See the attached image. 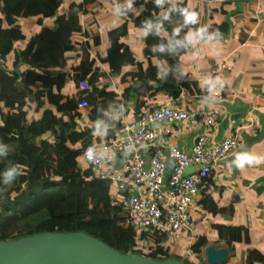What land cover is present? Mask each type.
<instances>
[{"label": "trees", "instance_id": "16d2710c", "mask_svg": "<svg viewBox=\"0 0 264 264\" xmlns=\"http://www.w3.org/2000/svg\"><path fill=\"white\" fill-rule=\"evenodd\" d=\"M62 1L0 0V142L9 145L7 157L0 158V173L13 164L20 166L24 173L9 185L0 183V241L44 232L79 231L124 254L136 253L159 260L172 258L169 234L158 230L138 233L127 227L122 209L111 203V181L96 177L92 167L82 164L81 156L93 140L112 139L116 129L123 126L120 117L110 122L107 136L92 134L94 122L102 115L98 109H107L109 104L118 103V94L109 84H103V79L117 78L120 82L130 83L122 91V96L128 100L129 96L136 94L137 116L149 107L148 99L161 89L174 99L182 92L188 96L201 95L203 91L197 89L195 83L192 86L185 79L178 81L172 74L165 81L156 77V64L152 58L177 66L189 51L175 56L150 51L152 45L167 42L173 29L179 26L180 18L173 14L172 20L164 23V31L159 37L150 35L146 38L147 67L136 59L129 45L122 40L130 27L124 22L108 32L110 45L107 53L99 57L108 65V71L96 65V58L90 51L91 44L84 41L81 43L80 64L72 73H67L62 69L68 64L67 52L75 47L72 36L83 31L80 20L83 3H72L67 12L57 15ZM176 3L191 9L185 2ZM163 12L158 7L144 11L134 20V25L141 27L144 20L163 15ZM28 16H39L40 25L46 18L55 17V27H42L25 48L17 49L16 45L26 40L19 18ZM187 30L185 28L180 35ZM99 40L96 38L95 43ZM12 52L15 55L14 70L7 65ZM129 66L136 70L128 71ZM82 80L88 82L89 90L80 89L71 97L61 93L69 81L80 88ZM82 99L88 102L85 109L79 107ZM41 109L43 112L38 117H31L32 110L39 112ZM85 117L87 124L79 126L77 121ZM202 203L213 213L233 212L232 205L219 208L206 192ZM214 228L219 239L229 245L249 242L244 227L215 224ZM141 239L152 242L148 254L137 247ZM208 244L206 235H199L190 246L195 264H206L203 250ZM243 264H264V252L248 247Z\"/></svg>", "mask_w": 264, "mask_h": 264}, {"label": "crops", "instance_id": "0c3cea01", "mask_svg": "<svg viewBox=\"0 0 264 264\" xmlns=\"http://www.w3.org/2000/svg\"><path fill=\"white\" fill-rule=\"evenodd\" d=\"M79 2L83 3V10L80 13L83 31L72 36L75 47L67 52L68 64L62 71L72 73L80 64L81 43L84 41L91 44L90 51L96 58V65L108 71V65L102 63L99 57L107 53L110 45L108 32L113 29L112 24L116 19L113 14L112 0H63L57 10V15L67 12L72 3ZM175 2L187 3L192 10L198 13L199 27L206 25L209 32L219 31L221 37L214 46L198 45L199 55L196 58L193 57L192 50H189L181 57L177 65L187 73V76L182 79L189 81L191 85L195 83L197 89L203 91L201 95L188 96L186 92H182L178 98L174 99L170 98L164 89H161L148 99L149 107L143 109V112L164 104L186 107L193 103L200 104L207 112L213 104L205 105L201 102V98L207 93L201 89L198 81L208 75L223 80L224 97L222 101L214 103L220 105L221 114L211 135L213 141L218 142L224 139L231 130L236 129L239 145L220 160L213 168L211 177H208L202 185L196 197L199 210L193 214L191 229L185 232L183 237L186 239L192 237L193 240L190 242L192 245L199 235H206L209 244L229 248L230 264H234V260L237 259H240L243 264L248 247L264 252V164L236 169L231 161L236 153L242 151L264 156V0H225L221 2L218 0H175ZM155 8L157 7L153 0H147V2L136 0L134 10L121 18L118 25L124 22L129 23L128 34L122 40L129 45L136 59L144 63V67L149 65L148 58L144 54L146 38H142L140 27L134 25V20L144 11H152ZM38 19L39 16L19 18V24L26 35V40L19 42L16 45L17 49L25 48L31 37L42 27H55V17L46 18L42 25ZM96 38L100 39L97 44L95 43ZM14 57L13 52L8 57L7 65L10 70L16 69L13 67ZM152 62L157 64L159 61L157 58H152ZM223 64L226 67L217 70ZM18 68L25 69L24 66H18ZM127 70L134 71L136 68L129 66ZM102 83L109 84L111 89L118 94V103L113 104L125 106L121 117L123 126L116 129V134L138 117L136 114L137 96L133 94L128 100L122 96V91L130 86L129 82H120V79L113 78L109 81L103 79ZM78 90L80 88H76L74 82L69 81L61 93L66 97H71ZM42 112L43 109L39 112L32 110L31 117L36 118ZM72 120L77 121V118ZM233 120H236L235 123ZM77 122L80 126V124H87L88 121L85 117ZM205 130L206 126L201 116L195 127L185 122L175 125L169 140L176 141L182 149L190 151L198 135ZM121 165L122 162L119 159L115 166L119 168ZM204 192L212 197L219 208L232 205L233 212L229 210L211 212L202 203ZM215 224L244 227L248 232L249 242H236L229 245L226 241L219 239L218 231L214 228ZM197 232L199 235L195 237Z\"/></svg>", "mask_w": 264, "mask_h": 264}, {"label": "built area", "instance_id": "2783aa9c", "mask_svg": "<svg viewBox=\"0 0 264 264\" xmlns=\"http://www.w3.org/2000/svg\"><path fill=\"white\" fill-rule=\"evenodd\" d=\"M225 67L223 64L217 70ZM90 88L86 80L80 82L81 90ZM223 97L222 89L218 90L216 102ZM79 107L87 108L88 102L82 99ZM220 114L218 104L207 112L198 103L186 107L164 104L143 112L114 138L93 140L84 149L91 145L106 147L115 154V162L90 165L83 159L84 151L81 162L92 167L96 177L111 181V203L122 209L127 227L138 233L158 230L168 233L169 240L181 239L191 229L192 216L199 210L196 197L202 185L220 160L239 145L236 129L224 139L213 141L211 133ZM201 116L206 130L198 135L190 151L169 140L175 125L185 122L195 127ZM129 144L135 146V151L124 157ZM119 159L122 165L117 168Z\"/></svg>", "mask_w": 264, "mask_h": 264}, {"label": "clouds", "instance_id": "9594fccd", "mask_svg": "<svg viewBox=\"0 0 264 264\" xmlns=\"http://www.w3.org/2000/svg\"><path fill=\"white\" fill-rule=\"evenodd\" d=\"M136 0H112L113 14L116 18L113 21L112 27L119 25V20L126 17L134 10ZM147 2V0H145ZM156 7L163 9V15H158L155 18H148L142 22L139 28L142 38L148 36L159 37L164 31V23L171 21L173 14L180 18L179 26L173 29L171 37L167 42H161L151 46L150 51L154 54L175 56L181 52L192 50L193 57L199 55L197 46L200 44L213 45L221 37L219 31L209 32L208 27L200 26L198 13L186 7H180L175 0H153ZM187 28L181 36L180 33ZM156 77L159 81H165L170 74L178 81L187 76L186 71L180 66H170L166 61H160L156 64ZM150 83H154L150 81ZM199 86L207 95L201 98V102L205 105H211L216 102V94L218 90L224 87V82L219 77H212L210 75L200 78ZM125 106L123 104H109L107 109L99 108L101 113L94 122L92 134L94 136L105 137L110 129V122L123 116ZM135 151V146L129 144L122 154L126 157L131 152ZM9 153V145L0 142V158L7 157ZM83 159L90 165H97L101 163L115 162V154L106 147L97 148L95 145L89 146L83 153ZM231 164L236 169H243L246 166L264 164V156L253 155L250 152L242 151L236 153ZM23 169L18 165H10L0 173V183L9 185L13 183L20 175H23Z\"/></svg>", "mask_w": 264, "mask_h": 264}, {"label": "water", "instance_id": "95a60500", "mask_svg": "<svg viewBox=\"0 0 264 264\" xmlns=\"http://www.w3.org/2000/svg\"><path fill=\"white\" fill-rule=\"evenodd\" d=\"M193 170V167L189 168ZM206 264L228 261V247L208 244ZM0 264H187L176 259H154L121 253L85 232H44L15 240L0 241Z\"/></svg>", "mask_w": 264, "mask_h": 264}, {"label": "rangeland", "instance_id": "374dc122", "mask_svg": "<svg viewBox=\"0 0 264 264\" xmlns=\"http://www.w3.org/2000/svg\"><path fill=\"white\" fill-rule=\"evenodd\" d=\"M198 235L199 233L197 232L195 234V237H197ZM192 240H193L192 237L187 238V239L185 237H182L181 239L170 238V240L168 241V245L170 246V249H171V257L180 259L186 262L187 264H195L194 257L192 255H189V253H191L190 242ZM138 244H139L138 245L139 248L143 250V253L147 254L146 251L150 250L152 242L150 240L141 239ZM234 261H235L234 264H241L240 259H237ZM226 262L227 264H230L231 258L229 257L228 261Z\"/></svg>", "mask_w": 264, "mask_h": 264}]
</instances>
